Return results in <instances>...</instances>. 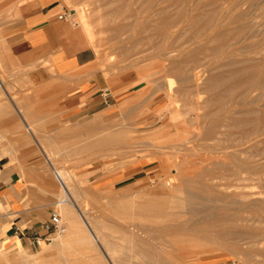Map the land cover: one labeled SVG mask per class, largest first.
<instances>
[{"label":"rangeland","instance_id":"1","mask_svg":"<svg viewBox=\"0 0 264 264\" xmlns=\"http://www.w3.org/2000/svg\"><path fill=\"white\" fill-rule=\"evenodd\" d=\"M212 1L63 0L84 32L80 14L91 22L86 35L94 58L82 74L91 80L100 106L73 123L44 126L40 117L45 111L35 109L40 101L33 93L35 80L26 76L28 71L8 70L0 62V80L10 92L0 89V118L16 123L0 125V144L23 134L29 141L25 145L34 151L33 157L0 160L36 166L39 177L54 187L56 203L50 209L65 227L37 245H0V264H264V124L247 121L250 110L249 118L264 114V0H216L213 6ZM159 2L168 5L170 14L179 9L184 13L183 24L167 35L155 21ZM198 3L208 7L206 11H217L223 24L228 21L243 30L242 38L231 39L222 49L198 53L195 64L203 71L198 87L190 83L192 90L197 87L194 91L208 99L207 85L214 76L260 62L263 74L257 82L247 89L234 88L237 93L246 91L240 93L243 96L215 106L227 108L229 116H246L247 122L231 124L226 112L212 105L215 111L204 108L209 114L205 117L204 110L200 112L204 106L197 111L181 94H166L170 86L177 90L189 84L170 67V60L196 51L212 32L209 28L195 39L185 22L191 13L202 11ZM16 88L25 92L17 93ZM174 112L178 115L172 119ZM20 114L36 123L32 129L37 140ZM51 164L65 174L71 197L64 195ZM64 196L67 201L62 202ZM71 200L84 210L103 247ZM224 209L245 213L243 223L257 231L239 229L240 234L222 238L210 228H195L217 223ZM71 226L77 232L70 234Z\"/></svg>","mask_w":264,"mask_h":264},{"label":"crops","instance_id":"2","mask_svg":"<svg viewBox=\"0 0 264 264\" xmlns=\"http://www.w3.org/2000/svg\"><path fill=\"white\" fill-rule=\"evenodd\" d=\"M74 16L63 0H0V62L8 70L28 71L26 76L35 80L33 93L40 97L35 109L45 111L40 120L46 127L73 123L100 108L91 80L82 74L94 58L93 50L84 30L71 22ZM0 89L10 95L1 80ZM15 92L25 91L16 88ZM13 106L17 107L14 102ZM51 109L54 113H47ZM23 117L37 140L32 129L36 123ZM0 125L16 123L13 118H0ZM24 142L29 141L23 134L9 137L0 144V159L33 157V149ZM47 185L36 166L0 160V245L15 248L19 242L24 247L35 235L46 234L50 208L56 203L54 187Z\"/></svg>","mask_w":264,"mask_h":264},{"label":"bare ground","instance_id":"3","mask_svg":"<svg viewBox=\"0 0 264 264\" xmlns=\"http://www.w3.org/2000/svg\"><path fill=\"white\" fill-rule=\"evenodd\" d=\"M181 1L182 0H176V2L179 4V3H181ZM211 2V0H207V2ZM216 0H214V2L212 1V3H210L212 6H213V4L214 3H216L215 2ZM238 1V0H237ZM246 1H249V0H246ZM200 2V4L201 3H203V2H201V1H199ZM143 3V2H142ZM142 3L140 4L139 3V5H141L140 7H142ZM144 4H146L145 2H144ZM143 4V5H144ZM199 4V3H198ZM199 4V5H200ZM203 4H205V2L203 3ZM202 4V5H203ZM217 4H218V1H217ZM204 6V5H203ZM211 6V7H212ZM234 6V5H233ZM200 7H202L201 5H200ZM206 8H208V7H206ZM206 8L204 7V9H203V7L202 8H200V9H202V11H197V12H194V13H191V15L188 17V19L185 21L186 22V24H187V26L189 27V28H191L192 29V35H194V36H196V38L195 39H197V36H199L200 37V35L202 36V34H204V32L207 30V29H209V28H211V30H212V32H211V34H209L208 33V36L210 35V37H207V38H209L208 39V41L207 42H205V43H203V45H201L200 47H198L197 46V50L195 51V49H194V51H190V52H188V53H186V54H184L183 55V57L181 58V59H175V60H170L171 61V63H170V67L172 68V69H174V70H176L177 72H179L180 74H182V75H184L185 77H187L188 78V80H187V82L189 81V84H186V85H183V86H181L179 89H177V90H174L173 88H172V86H170L169 88H168V90H167V96L169 97V98H171L172 96H173V94H174V92H177V93H179V94H181L185 99H186V104H190L191 106H192V108L194 109H197V111L199 110V109H201L203 106V109H201L200 110V112L202 111V110H204V108H209V109H206V110H210V107H211V105L212 106H214V108H215V106L216 107H219V106H222L225 102H230L231 100H234L233 98H235V96H237L238 94L240 95V93H244V92H246V91H242V92H239V93H237V91L236 92H234V88L236 87V86H241L242 88H245V89H247V88H249L250 86H252V85H254V83L255 82H257V79H258V77H259V75H262V74H260L262 71H261V63L263 64V62H264V60L262 59V61H261V63L260 62H258V61H255V60H253V62L252 63H250V64H247V65H243V66H240V67H236V68H234V69H232V70H230L229 72H228V74H227V72H226V75H223L224 73H222V74H219L218 76H214L212 79H210V81H209V83H208V85H207V88L211 91L210 92V96H209V98L208 99H205L206 97V95L204 96V97H202L203 95L201 94L202 93V91H201V93H199L197 90H196V92L194 91L195 90V88H197L198 86V83L200 82V78H201V74H202V71L203 70H201V68H200V66L199 65H197V64H195L196 63V61H198V53L199 52H202V51H204V50H211V51H217V50H220V49H222L223 47H225L227 44H228V42L231 40V39H235V38H237V37H239L240 36V34L242 33V28L241 27H236V26H231L229 23H228V21H226L227 22V25L226 24H223L222 22H220L219 21V17L216 15V14H218L217 13V11H216V13H215V11H212V9H210V10H208L207 9V11H206ZM212 8H214V7H212ZM230 8V7H229ZM229 8L227 9V10H229ZM234 9V8H233ZM204 10V11H203ZM215 10V9H214ZM219 10V9H218ZM86 11V10H85ZM156 12H157V17H156V20L155 21H157L156 23H157V25H158V29H159V31L161 32V34L162 35H167V34H169L170 33V29L173 27V26H177V25H180V24H183V20H182V17H183V15H184V13H183V11H180V9H179V11H176L175 13H169L168 12V5H162L160 2L158 3V7H157V9H156ZM227 13H228V11H227ZM263 14V13H262ZM222 15V14H221ZM80 16L82 17V19H83V24L85 25V28L87 29H85V32H86V34H88V32H89V27H90V24H91V22H89V20H88V17H87V15L86 14H80ZM221 17V16H220ZM233 17V16H232ZM255 19V18H254ZM228 20H230V19H228ZM232 21H234V20H232ZM231 21V22H232ZM261 21V20H260ZM258 22V21H257ZM264 22V21H263ZM259 23V22H258ZM246 24V23H245ZM261 24V23H260ZM248 25V24H247ZM239 26H240V23H239ZM179 27V26H178ZM249 27V26H248ZM249 28H251V27H249ZM259 28V27H258ZM157 29V28H156ZM210 32V31H209ZM93 34V33H92ZM207 35H205V37H206ZM241 37V36H240ZM242 38V37H241ZM240 39V38H239ZM200 40V39H199ZM203 40H205V39H203ZM207 40V39H206ZM201 41V40H200ZM202 42V41H201ZM231 43V42H230ZM244 44V43H243ZM242 44V45H243ZM247 44V43H246ZM241 45V46H242ZM231 46V45H230ZM235 46V45H234ZM174 55V54H173ZM182 55V54H181ZM253 55V54H252ZM168 57L169 58H171L172 57V55L171 54H169L168 55ZM174 57V56H173ZM173 57H172V59H173ZM262 57V56H261ZM175 58V57H174ZM233 58V57H232ZM241 64V63H240ZM231 78H233L234 80L233 81H229V79L231 80ZM190 83L192 84V85H195V86H197V87H194L193 88V90H192V87H191V85H190ZM221 86V85H224V89H221V90H218V89H216V87L217 86ZM244 90V89H243ZM194 91V92H193ZM239 91V90H238ZM208 93H209V91H207ZM206 91H205V93H207ZM208 93H207V95H208ZM211 93H212V95H211ZM199 94H200V96H201V99L203 100L202 101V103L204 102V104H202V106H201V104H200V96H199ZM203 94H204V92H203ZM247 94V93H246ZM245 94V95H246ZM194 96H196V97H194ZM241 96H243V95H240V97ZM193 97H194V99H193ZM193 99V100H192ZM14 101V100H13ZM15 102V101H14ZM208 104H210V105H207ZM228 104L229 103H227V105L225 104V106H228ZM230 105H232V103H230ZM16 106V105H15ZM205 106H207V107H205ZM15 108H17V107H15ZM19 108V107H18ZM214 108H212L211 107V109H214ZM222 108V110H224V112H222V114L223 113H225L227 110L225 109V107H221ZM229 108V107H228ZM216 109V108H215ZM215 109H214V111H215ZM219 109V108H218ZM218 109H216V110H218ZM231 109H233L232 108V106L230 107V111H231ZM17 110V109H16ZM220 110V109H219ZM218 110V111H219ZM222 110H220L219 112H221ZM236 110V109H235ZM214 111H212L211 110V112H213L214 113ZM237 111V110H236ZM252 110H250V112H251ZM254 111V110H253ZM20 112V111H19ZM18 112V113H19ZM204 112H205V110H204ZM204 112H202V113H204ZM238 112V111H237ZM239 112H241V111H239ZM246 112H248V111H246ZM250 112H248L247 114L249 115V113ZM201 113V114H202ZM206 114H204L205 115V117H207V115H209V114H207V112H205ZM228 112H226L225 114V116H226V118H228L227 120L228 121H230L231 122V124L232 123H234V124H236V123H238V122H241L242 121V119H243V121L248 117V123H249V121H250V123L253 125V122L254 121H257V123L259 124V123H262V124H264V114H261V115H259V114H257V115H259V116H257V117H251V118H249L250 116H248L247 114H245V115H247V117L245 118V117H243L242 116V118H240L239 119V116H238V118H236V117H234L233 116V114L231 115V116H229L228 114H227ZM23 114V113H22ZM198 114H199V112H198ZM211 114V113H210ZM251 114V113H250ZM21 115V114H20ZM177 115H178V113L177 112H174V114L172 115V119H174L175 117H177ZM200 115V114H199ZM198 115V116H199ZM203 115V114H202ZM240 115V114H239ZM24 116V115H23ZM22 116V117H23ZM241 116V115H240ZM204 117V116H203ZM220 117V116H219ZM24 118V117H23ZM26 119V118H25ZM220 119H221V117H220ZM224 120V119H223ZM222 120V121H223ZM27 121V120H26ZM247 121H244V122H247ZM215 123H217V120L215 121ZM256 123V124H257ZM228 124V123H227ZM254 124H255V122H254ZM216 126H218V124L216 125ZM216 126H214L215 128H216ZM226 126H228V125H226ZM264 126V125H263ZM262 126V127H263ZM231 127V126H230ZM229 127V128H230ZM233 128V127H232ZM213 129V128H212ZM219 129V128H218ZM217 129V130H218ZM215 130V129H214ZM216 131V130H215ZM43 148V147H42ZM48 156V155H47ZM46 156V157H47ZM50 159V158H49ZM183 162V161H182ZM181 162V163H182ZM185 162V161H184ZM52 165V168H53V170H54V173H55V177H56V179H57V181L60 183V185L63 187V189H64V195L67 197V196H69V197H71L70 196V194H69V191H68V187H67V185H65V180H64V175L62 174V172H61V170L59 171V169L57 170V169H55V167L53 166V164H51ZM186 170V169H185ZM66 178V177H65ZM171 178L172 177H170V180H171ZM187 181V180H186ZM171 182V181H170ZM169 182V180H168V184L170 183ZM170 185H172V184H170ZM175 186V185H174ZM177 186V185H176ZM249 192V191H248ZM251 193V192H250ZM255 193V192H254ZM252 194V193H251ZM244 195H246V194H244ZM247 195H249V193L247 194ZM65 196H64V198L61 200L62 202H64V201H67V198H65ZM253 196V195H252ZM245 197V196H244ZM68 199H70V198H68ZM60 201V202H61ZM76 201V200H75ZM74 200L72 201L71 200V202H72V204L73 205H75L77 208V210L79 211V215L81 216V218H82V221L85 223V225L88 227V229H90L91 230V232H92V237H93V239L97 242V243H99L100 245H101V247H103L102 246V238H99V235L98 234H96V232L94 231V229L92 228V225L90 224V222L88 221V219H87V215L85 214V212H84V210H82L80 207H79V203L77 204L76 202H75ZM225 208V207H224ZM226 209V208H225ZM224 209V211H222L219 215H217V216H219L218 218H217V220H215L214 218H213V220H215L217 223H214L213 224V221L212 222H208V223H202L201 225H198V226H196L195 228L197 229V230H200V229H211L212 231H213V233L215 232V234H217V235H219V236H222V238H223V236H230V235H232V234H235V233H237V232H239V229L240 230H242L243 232L244 231H246V232H248V231H250V232H255V231H257V229H249L250 227H248L246 224H244L243 223V221L244 220H246L247 219V217L248 216H246V214L244 215L242 212H229V210L227 211V210H225ZM231 209H233L232 207H231ZM259 209V208H258ZM264 209V208H263ZM261 215V214H260ZM90 219V218H89ZM248 221V220H247ZM262 227H264V226H262ZM75 229L76 228H74L73 226H71L70 227V234L71 233H75V232H77V231H75ZM205 232H208V231H205ZM212 233V232H211ZM237 234H240V233H237ZM214 235V234H213ZM218 237V236H217ZM214 240V239H213ZM105 253L107 254V258H109L110 259V256L108 255V252L105 250ZM1 259V258H0ZM110 263V262H109ZM112 264V263H111Z\"/></svg>","mask_w":264,"mask_h":264},{"label":"built area","instance_id":"4","mask_svg":"<svg viewBox=\"0 0 264 264\" xmlns=\"http://www.w3.org/2000/svg\"><path fill=\"white\" fill-rule=\"evenodd\" d=\"M68 15H72V13L69 12ZM59 17L62 18L63 14H60ZM71 22L73 24H77V21L74 19H71ZM45 229H46L47 234L44 236L35 235L31 241V244H34V245L39 244L41 239L47 238L51 234L52 231H58L59 233H62L65 230V227L62 224L59 215L54 210H52L51 215H50V219L45 224Z\"/></svg>","mask_w":264,"mask_h":264}]
</instances>
